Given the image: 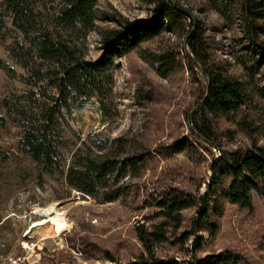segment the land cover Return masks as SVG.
Listing matches in <instances>:
<instances>
[{
    "label": "rangeland",
    "instance_id": "obj_1",
    "mask_svg": "<svg viewBox=\"0 0 264 264\" xmlns=\"http://www.w3.org/2000/svg\"><path fill=\"white\" fill-rule=\"evenodd\" d=\"M174 1L200 25L209 60L245 86L249 102L243 111L210 119L211 144L197 140L190 125L202 124L197 111L205 80L199 68L188 63L183 38L163 31L115 59L111 91L104 98H79L69 111L54 117L50 130L57 143L54 162L60 169L46 172L23 151L20 141L24 129L37 122L39 114L35 113L49 104L39 90L56 94L44 81L29 85L25 80L31 69L51 67L31 53L19 59L13 56L12 51L21 53L27 41L0 0V116L4 118L0 125V258L17 257L19 264H113V260L132 259L143 253L135 225L157 220L151 201L155 192L173 185L202 196L211 179L210 160L219 150L264 143V97L258 91L264 88V60L257 63L258 55L253 57L246 47L241 12L223 0ZM259 1L256 22L264 27V0ZM59 6V0L34 1L29 30L62 34L87 60L100 53L99 29L115 26L122 18L142 19L151 8L145 0H97L91 27L64 31L56 22ZM257 39L264 40V33ZM165 51L174 53L177 64L162 77L156 72L154 57ZM118 136L127 140L125 152L132 148L149 152L143 169L121 180L123 195L103 202L69 188L64 173L72 153L79 148L98 154ZM183 137L192 142L191 153L171 147ZM228 180L224 177L212 187V198ZM253 205L248 211L221 201L212 233L197 227L195 208L183 209L178 232L188 230L189 239L183 246L170 241L156 245L153 254L181 262L234 250L253 264H264V199L254 195ZM51 206L63 213L66 226L24 233ZM206 206L210 213L212 202ZM41 233L48 238L42 239Z\"/></svg>",
    "mask_w": 264,
    "mask_h": 264
},
{
    "label": "trees",
    "instance_id": "obj_2",
    "mask_svg": "<svg viewBox=\"0 0 264 264\" xmlns=\"http://www.w3.org/2000/svg\"><path fill=\"white\" fill-rule=\"evenodd\" d=\"M34 1L36 0H1V3L12 15L13 26L27 41V46L21 47V53L12 51L13 56L19 59L20 56L31 53L30 55L34 54L36 58L48 62L51 67L45 70L31 69L25 80L29 85L44 81L45 85L55 89L56 94L39 90L41 97L48 99L49 104H45L46 107L35 113L39 114L38 117L34 116L37 122L24 129L20 141L23 151L33 161L40 163L46 172L60 169L59 164L54 162L57 157V143L50 130L54 117L69 111L74 105L73 102L79 98H104L111 91V68L115 59L157 37L163 31L183 38L188 63L198 67L205 80L197 111L202 124L197 126L188 120L197 140L211 144L210 119L243 111L242 107L249 102L243 83L209 60L200 25L174 0H145L151 5L149 16L135 21L122 18L115 26L99 29L97 33L100 53L93 60L84 59L74 45L58 32H31L30 23L34 15L31 4ZM223 1L235 4L241 12L246 47L253 57L258 55L257 63L263 64L264 40H258L257 36L264 33V27L256 22L260 18L262 1ZM96 2L97 0H59L57 26L64 31L65 28L72 29L76 26L82 29L91 27L95 21ZM154 62L157 63L156 72L162 77L177 64L172 51L156 54ZM22 65L27 67L25 61ZM258 91L264 97V88ZM3 122L4 118L0 116V125ZM125 144L127 140L118 136L110 140L109 147H101L98 154H89L77 148L72 153L71 163L64 173V182L69 188L99 198L103 202L118 199L124 193L121 180L126 175L134 176L143 169L149 155L143 148H132L125 152ZM171 147L176 152L191 153L193 150L192 142L186 137L177 140ZM210 161L211 179L202 196L173 185L166 186L151 196L155 208L154 217L157 220L147 225L138 223L134 227L135 237L143 253L125 262L113 260V264H253L234 250L205 254L197 259L181 262L153 254L156 245L170 241L183 246L189 239L188 230L178 232L182 225L183 209L195 208L197 227L212 233L215 231L214 219L221 213V201L252 211L254 195L264 199V143H251L246 148L230 151L219 150L218 156L212 157ZM224 177L229 178L226 187L221 188L212 198V187L217 186ZM208 201L212 202L210 213L206 212Z\"/></svg>",
    "mask_w": 264,
    "mask_h": 264
},
{
    "label": "bare ground",
    "instance_id": "obj_3",
    "mask_svg": "<svg viewBox=\"0 0 264 264\" xmlns=\"http://www.w3.org/2000/svg\"><path fill=\"white\" fill-rule=\"evenodd\" d=\"M39 215L40 217L38 220H36L35 222H31L33 227L31 230H28L27 233L31 234L33 232H37L38 229H46L51 225H54L57 228H63L66 226V222L63 221V213L60 212V210H58L56 207L51 206L47 209H44ZM41 235L42 239L48 238L46 234L41 233Z\"/></svg>",
    "mask_w": 264,
    "mask_h": 264
},
{
    "label": "built area",
    "instance_id": "obj_4",
    "mask_svg": "<svg viewBox=\"0 0 264 264\" xmlns=\"http://www.w3.org/2000/svg\"><path fill=\"white\" fill-rule=\"evenodd\" d=\"M32 225L31 223H29L26 227V230L24 231V233L26 231H28L29 226ZM20 263V259L19 258H15V257H9V258H0V264H19Z\"/></svg>",
    "mask_w": 264,
    "mask_h": 264
},
{
    "label": "water",
    "instance_id": "obj_5",
    "mask_svg": "<svg viewBox=\"0 0 264 264\" xmlns=\"http://www.w3.org/2000/svg\"><path fill=\"white\" fill-rule=\"evenodd\" d=\"M32 227H33V226H32V225H30V226H29V228H28V230H31V229H32Z\"/></svg>",
    "mask_w": 264,
    "mask_h": 264
}]
</instances>
